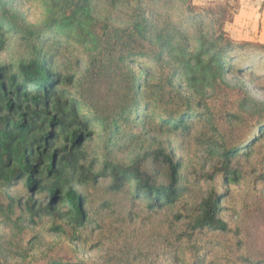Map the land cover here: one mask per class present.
Wrapping results in <instances>:
<instances>
[{
  "label": "trees",
  "instance_id": "16d2710c",
  "mask_svg": "<svg viewBox=\"0 0 264 264\" xmlns=\"http://www.w3.org/2000/svg\"><path fill=\"white\" fill-rule=\"evenodd\" d=\"M174 2L178 5L177 10L173 13L164 10L166 5ZM108 3L115 18L106 17L94 32L91 28L96 8L92 0H58L49 10V35L61 33L68 40L75 38L82 43L92 38L96 43L94 46H100L98 69L91 67L96 63V58L91 55L90 69L96 70V75L90 78V84L86 83V78L89 79L86 74L78 79L74 74L66 75L61 70H52V55H40L36 50L32 56L21 58L13 66L0 64V225L6 231L14 226L17 228V233L12 237L0 234V264H88L64 261L57 256H49L50 252L35 256L32 249L22 248V235L35 228L39 221L49 219L50 233L67 238L75 249L82 239L80 231H85L92 223L85 196L78 191L79 187L96 184L101 179L109 180V190L112 192L129 187L134 200L142 201L150 213L174 210L187 193L188 187L180 177L181 162L164 149L144 150L124 163L109 160L100 163L97 158L88 161L85 146L93 140L95 127L118 128V117L109 118L108 114L102 113L106 109L96 103L100 92V89L95 90L97 86L94 84L99 79L97 73L107 75L102 76L106 85L101 90L107 92L103 101L123 99L120 102L125 109L121 115L128 110L137 116L143 112L147 121L150 117H160L156 124L184 134L192 129L193 119L209 117L211 124L208 134L211 136L203 141L206 147L204 162L217 161L203 175L202 180L206 182H213L222 175V182L227 188L238 185L241 175L234 161L242 154L249 158L253 146L264 137V120L260 119L248 131L247 138L236 147L228 148L212 123L216 122L212 113L200 109L193 111L188 107L165 116L153 113L149 110L150 101L144 106L137 104L135 95L141 90L134 89L133 82L128 84L134 77L128 75L130 73L124 64L126 59H156L162 70L174 67L173 71L178 70L181 77L193 82L201 93L207 88L205 81L222 80L226 72L249 73L254 68L252 60L242 63L244 65H235L234 62L243 56L241 51L244 49L264 51V45L234 43L230 40L223 29L230 19V9L227 10L226 5L215 2L207 8L197 9L190 0H107ZM79 18L87 22L78 25L76 22ZM20 24L11 15H0V55L7 50L5 33L12 30L21 33ZM86 31L91 34L85 36ZM79 33L84 35L75 37ZM30 35L50 38L43 31L36 34L31 32ZM34 43L37 45L40 42ZM258 57L263 58V55ZM114 65H118V69ZM108 72H115L120 78L118 80L126 81L127 86L121 87L117 83V86H112L114 83ZM149 73L145 71L146 81ZM77 84L81 100L68 92V88ZM89 85L92 90L87 92L86 86ZM126 100L128 102L123 103ZM82 105L88 106V113L82 112ZM229 116L240 127L246 125L245 121L249 119L240 115ZM257 131L259 135H255ZM97 167H101V170L95 171ZM19 182H23L28 194L25 198L16 200L3 191ZM38 196H43V201ZM227 196L228 191L222 194L210 188L195 203L191 213L185 217L178 214L176 217L179 221L185 220V230L176 235V242L179 245L183 241L192 242L197 235L211 231L218 236L214 243H206V246H224L225 243L219 241L220 235L232 232L220 217ZM17 210L20 215L14 219ZM178 211L182 212L181 208ZM244 238L240 239L239 244L246 246V253L227 262L264 264L263 253L249 243L247 233H244ZM36 240L37 237L32 238V241ZM200 250L196 248L195 252ZM210 252L211 249H208L192 264H221L222 254L219 252L211 255L206 263ZM179 255L180 247L167 252V257L176 264L181 261ZM108 258L101 264H115Z\"/></svg>",
  "mask_w": 264,
  "mask_h": 264
},
{
  "label": "rangeland",
  "instance_id": "374dc122",
  "mask_svg": "<svg viewBox=\"0 0 264 264\" xmlns=\"http://www.w3.org/2000/svg\"><path fill=\"white\" fill-rule=\"evenodd\" d=\"M57 1L0 0V15L3 13L7 16L11 15L22 25L21 33H15L14 30L5 33L7 50L0 55V64L13 66L21 58L32 56L36 50L40 55L48 57L52 55L54 60L52 70H61L66 75L74 74L78 79L88 75L89 79L86 78V83L90 84V78L96 75V70L90 69L91 55L96 58L95 65L91 67L98 69L100 46H94L95 42L92 38V41L87 40L82 43L75 38L68 40L61 33L49 35V10ZM93 1L96 9L91 31L94 32L106 17L111 19L115 17L107 0ZM215 2H222L227 6V10L230 9L228 14L230 19L226 21L223 29L231 41L264 45V0H190L191 5L197 9L207 8L209 4ZM177 6L174 2L166 5L164 10L173 13L178 9ZM66 14L68 16L69 11ZM86 22L87 20L79 18L76 23L84 25ZM185 27L188 26L185 24ZM99 30L102 33L101 29ZM39 31L45 32L50 38L30 35L31 32L36 34ZM90 34L86 31L85 36ZM76 35L75 37L84 34ZM34 41L40 43L35 45ZM241 53L243 56L234 64L244 65L242 63H249L252 60L254 68L246 74L226 72L225 79L216 80L217 82L205 81L207 88L203 93L193 82L183 79L178 70L173 71L174 67L160 69L156 59L154 61L126 59L124 64L130 73L128 75L134 77L128 81V84L133 82L134 89L141 90V93L135 95L138 105L144 106L150 101L149 110L164 116L186 107L193 111L207 110L216 120L212 123L223 137L221 141H224L229 148L236 147L247 138L248 131L257 124L258 120H264V51L247 48ZM259 55H263V58H259ZM114 66L118 69V65ZM145 71L150 72L147 81L144 76ZM108 73L112 76L111 82L114 83L112 86L117 84L121 87L127 86L126 81L118 80L120 78L115 72ZM97 75L99 79L94 81L97 86L95 90L100 89V92L96 103L106 109L107 112L102 110V113L108 114L109 118L118 117V128L95 127L93 140L85 146L88 161L97 158L100 163L105 160L124 163L144 150L164 149L166 153L181 162L180 177L188 187V191L179 207L174 210L163 209L150 213L142 201L134 200L129 187L120 192H112L109 190V180L101 179L96 184L77 188L85 196L88 217L92 223L85 231H80L82 239L75 245V249L67 238H59L50 233L49 219L39 221L35 228L22 235V248L32 249L35 256L50 252L49 256H57L64 261H83L88 264H101L107 256L115 264H176L167 257V252L176 247H180L181 260L177 264H192L196 257L211 249L208 258L205 259L206 263L211 255L219 252L222 254L220 263L231 264L232 261L227 262L228 259L246 253V246H240L239 242L240 239H245L244 233H247L250 237L249 243L264 255V137L253 146L249 158L242 154L234 161L241 175L238 185L227 188L222 182V175L217 176L213 182H206L202 180L203 175L217 161L214 159L209 164L204 162L206 147L203 141L211 136L208 134L211 124L209 117L193 119L192 129L184 134L156 124L160 121V117H150L147 121L143 112L138 113L137 116L128 110H125L127 115L126 113L121 115L122 110L125 109L120 102L123 99L115 98L104 102L107 92L102 91L103 85H106L102 76L107 75L98 73ZM86 88L87 92L92 90L91 85ZM68 92L75 98L81 96L78 84L68 88ZM82 112L88 113L87 105H82ZM232 114L249 118L245 121L246 125L236 126L229 116ZM93 123L96 124L95 121ZM255 135H259V131L255 132ZM100 170L101 167H97L95 171ZM210 188L222 194L228 191V196L222 204L224 211L220 215L232 230L219 237V241H223L225 245L220 248L206 246V243H214L218 236L211 231L197 235L192 242L183 241L179 245L176 242V235L185 230V220L179 221L176 216L181 214L185 217L191 213L195 203ZM3 191L16 200L28 195L23 182L4 188ZM38 198L42 201L44 199L43 196ZM178 208H181L182 212H179ZM19 215L20 212L17 210L13 218L17 219ZM15 228L14 226L6 231L0 225V234L4 237H12L17 233ZM33 237H37V240L32 241ZM196 248H201L200 252H195Z\"/></svg>",
  "mask_w": 264,
  "mask_h": 264
}]
</instances>
